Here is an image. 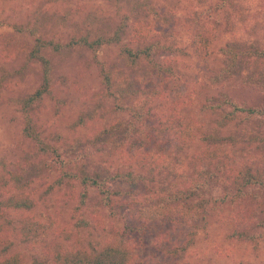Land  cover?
I'll list each match as a JSON object with an SVG mask.
<instances>
[{
	"label": "rangeland",
	"instance_id": "rangeland-1",
	"mask_svg": "<svg viewBox=\"0 0 264 264\" xmlns=\"http://www.w3.org/2000/svg\"><path fill=\"white\" fill-rule=\"evenodd\" d=\"M139 24L154 32L149 42L132 39L134 25ZM206 29L211 31V44L201 57L195 40ZM263 34L264 0H0V183L11 174L28 177V189L21 193L34 203L31 210L0 217V238L9 239V252H17L23 264H54L52 253L58 245L65 252H85L90 257L114 247L127 254L126 264H264V228L256 243L228 238L235 221L238 228H255V222L264 227V206L261 210L255 205L256 217L246 215L243 222L236 218L251 209L230 206L206 222H184L173 216L145 233L130 234L129 226L139 222L126 218L127 212L116 216L101 207L95 188L83 189L73 179L57 183L62 171L80 175L86 168L91 174L101 167L100 171L114 174L136 166L126 156L116 155L112 145L99 144V136L119 121H133L137 128L158 137L161 143L154 149L164 154L180 150L173 133L179 130L176 123L193 121L202 133L177 154L187 159L205 150L200 139L218 127L223 138L220 150L209 151H216L220 162L228 160L239 168L246 160L240 158L239 133L249 124L219 127L216 116L203 107L226 96L239 105L264 108V91L238 80H215L224 67L222 50L227 44L261 42ZM81 37L89 42L101 38L95 57L84 46L67 47ZM38 38L53 42L63 54L54 53L50 46L42 50L51 62V95L28 110L24 99L38 89L41 74L39 63L22 67V54ZM153 41L161 46L152 55L160 70L144 60L132 66L126 53ZM108 73L116 77L109 87L103 84V74ZM151 77L161 84L156 85L159 93L149 95L147 88L155 87L146 83ZM133 88L138 91L132 92ZM147 98L150 113L140 121L134 119L129 111L132 103ZM27 122L40 139L62 154L63 168L51 155L39 159L37 142L23 134ZM80 150L89 157L73 161ZM34 164L46 167L33 170ZM157 182L154 188L159 187ZM138 188L148 195L149 185ZM222 195L218 188L213 192L215 197ZM118 198L122 203L125 197ZM24 223L38 230L32 242L20 237Z\"/></svg>",
	"mask_w": 264,
	"mask_h": 264
},
{
	"label": "trees",
	"instance_id": "trees-1",
	"mask_svg": "<svg viewBox=\"0 0 264 264\" xmlns=\"http://www.w3.org/2000/svg\"><path fill=\"white\" fill-rule=\"evenodd\" d=\"M134 26L132 39L138 42H149L150 39H153L154 32L140 24ZM210 33L211 31H207V29L200 31V36L198 35L199 37L195 40V51L201 57L208 53L211 44ZM102 44L101 38L89 42L86 37H81L77 41L72 40L67 47L84 46L95 57L97 48ZM48 46L53 49L54 53L62 56L63 53L59 46L42 38L36 40V44L29 52L22 54L24 57L22 67L25 69L30 64L39 63L41 74V83L38 89L24 99V107L28 110L34 103H39L45 95H51L50 88L53 85L50 75L51 62L48 56L42 52ZM67 47L66 49H68ZM159 48L161 46L153 41L141 46L134 53L128 51L126 54L132 66L144 60L152 64L155 69L160 70L152 57ZM222 53L224 67L218 73L216 81L238 80L243 86L264 91V34L261 42L229 43ZM244 70L246 72L243 74ZM103 73L106 72L103 71ZM161 78L167 79L166 76H161ZM114 79L116 77L114 78L110 73L103 74V84L107 87ZM115 82L116 80H114ZM146 83H155V87L147 88L149 95L159 93L156 85L161 84L160 80L151 77ZM117 86L119 89H123L120 83H117ZM137 91L136 88L132 89L134 93ZM148 99L134 106L132 103V108H128L134 119L140 121L150 113V110L146 111ZM226 106L228 110L225 109ZM203 111L216 116L214 122L219 127L227 128L232 124L236 126L249 124L247 129H243L239 133L243 143L240 158L246 159L244 164H239V168L232 167L228 160L220 162V155L216 151H209L220 150L218 145L223 138L217 132L218 127L212 134L200 139L206 145L203 146L205 150L187 159L177 156V154L191 147L194 138L198 133H202L193 121L176 123L179 130L173 133L176 135L180 150L166 154L160 152L161 150L154 149L161 141L156 140L159 139L158 137L148 135L147 129L144 131L142 127L141 129L137 128L133 121H119L110 131H105L99 136V144L102 146L112 145L116 155L126 156L136 166H131V170L127 172L116 171L114 174L105 170L100 171L101 167L95 169L91 174L86 172V168L81 169L80 175L70 170L62 171L57 183L64 179H73L80 182L83 189L95 188L100 195L101 207L109 209L111 214L116 216H124L127 212L126 218L132 217L133 222H139L138 226H129L130 234L135 231L145 233L147 229H152L156 224L165 223L173 216L184 222H206L209 217L214 218L218 210L223 214L230 206L236 208L246 206L247 210L251 209V212L245 214L244 217L236 218L243 222L246 215L255 216V210H252L255 205L261 210L264 206V108L239 105L231 98L222 96V98L213 99L210 104L205 105ZM171 129H173L172 126ZM35 132L34 127L27 122L23 134L37 142L39 159H42V155H51L55 158L56 163H59L63 168L62 154L57 148L40 139ZM93 143L91 142L92 145H98L97 142ZM70 148H74V146H70ZM130 148L131 150H124ZM87 155L86 150L75 152L73 161L84 160L85 157H89ZM40 167L42 169L46 166L32 165L33 170H40ZM28 179L23 175L11 174L9 180L5 179L0 183V217L4 215L9 217L14 212L32 209L33 201L21 193L24 188L28 189L30 183ZM156 181L159 183L158 188L153 187V183ZM66 183L68 184L69 181ZM142 184L150 186L148 195L139 190L138 187ZM122 188L127 190L122 191ZM216 188L222 191V196H213ZM118 197H125L122 203H118ZM259 197L262 199L259 200ZM84 198H86L85 192L81 195L82 202H84ZM255 224V228H251L249 225L238 228L235 221L234 229L228 234V238L256 243L262 237L264 227L261 223L255 222ZM36 231L38 230L34 224L24 223V227L20 229V237L23 241L32 242L33 240L30 239ZM257 231L259 233L256 234ZM189 235L192 237L194 232ZM60 246H56L57 249L52 253V255L54 254V264H126L128 262L127 254L114 247H105L101 254L90 257L91 255L85 252H65L60 249ZM0 248V264H23V260L17 252H9L11 243L7 236L0 238Z\"/></svg>",
	"mask_w": 264,
	"mask_h": 264
}]
</instances>
